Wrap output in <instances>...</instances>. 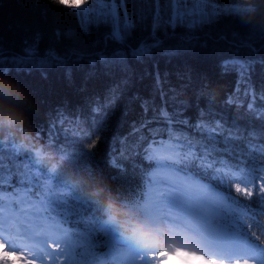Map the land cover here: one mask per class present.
<instances>
[{
    "label": "snow or ice",
    "instance_id": "snow-or-ice-1",
    "mask_svg": "<svg viewBox=\"0 0 264 264\" xmlns=\"http://www.w3.org/2000/svg\"><path fill=\"white\" fill-rule=\"evenodd\" d=\"M47 3L75 18L74 28L53 32L70 45L42 50L37 31L18 54L0 48V74L39 73L47 80L50 71L63 69L71 84L76 69L84 72L81 91L98 76L113 84L89 98L88 115L61 105L44 124L30 118L32 135L24 143L0 135V264H169L172 257L176 264H264V22L253 18L264 0ZM224 18L245 31L216 32ZM222 46L234 54L218 67L238 76L223 105L251 127H238L239 120L212 106L191 119L187 102L175 98L173 110L155 109L129 136L108 140L109 112L134 83L138 66L211 57ZM179 78L190 87L193 69L186 64ZM153 79L163 83L158 71ZM196 79L199 95L211 94L207 76ZM69 122L75 132L65 129ZM37 143L94 177L102 173L116 186L126 218L106 216L100 198L85 195L63 168L40 158Z\"/></svg>",
    "mask_w": 264,
    "mask_h": 264
},
{
    "label": "trees",
    "instance_id": "trees-1",
    "mask_svg": "<svg viewBox=\"0 0 264 264\" xmlns=\"http://www.w3.org/2000/svg\"><path fill=\"white\" fill-rule=\"evenodd\" d=\"M240 2L253 3L254 0H240ZM54 8L55 6L49 5L47 0H0V48L7 50L9 54H18L24 47V41L30 40L33 33L38 31L42 33L40 41L42 50L54 46L57 50L63 51L71 42L58 41L53 35L54 29L74 28L76 21L70 14L57 12ZM45 11H47L46 17L43 15ZM253 18L258 23L264 22V4H259ZM215 31L243 32L245 29L237 21L224 18L215 26ZM99 35L95 33L93 38L98 39ZM233 54L231 49L222 46L217 54L211 57L200 56L171 61L158 59L155 63L138 66L134 83L122 95H119L115 107L109 112L105 130L108 140L111 141L113 137L129 136L134 131V125L139 127L141 121L152 119L155 109L173 110L175 98L187 102L189 107L185 114L191 119H195L198 108L212 106L221 111L226 119L232 122L239 120L238 127H251V120L245 119L242 114L238 116L235 109L225 108L223 105V99L235 90L238 76L236 73L222 72L218 67V61ZM186 64L193 69L194 79L190 87H185V81L179 78V73L184 71ZM84 69H87L86 64ZM157 71L163 78L162 84L154 82L153 77ZM83 75V70L74 69L73 82L70 84L64 78L63 69L50 71L47 80L42 79L39 73L26 75L13 72L12 79L19 82L26 92L27 99L15 102L23 108L28 125L31 127L30 118L33 123L44 124L50 110L61 105L70 111L75 110L77 113L83 112L84 115H88L89 98L105 95L113 81L110 78L98 76L88 82L85 91H81ZM199 75L207 76L211 81V94L205 93L202 97L199 95L196 79ZM253 79L260 81L259 69L253 74ZM145 104L148 105V111H145ZM77 125L83 130L79 117ZM65 129L70 133L75 132L76 125L69 122L65 125ZM62 163L69 165L77 174L94 183L99 182L107 191L119 194L116 186L110 185L102 173L94 177L86 169H77L67 160Z\"/></svg>",
    "mask_w": 264,
    "mask_h": 264
},
{
    "label": "clouds",
    "instance_id": "clouds-1",
    "mask_svg": "<svg viewBox=\"0 0 264 264\" xmlns=\"http://www.w3.org/2000/svg\"><path fill=\"white\" fill-rule=\"evenodd\" d=\"M27 99L26 92L19 84L7 75H0V135L5 138L15 137L18 142L28 141L32 135L31 127L27 123L24 110L15 101ZM36 150L40 158L51 168H63L74 184L82 189L85 195L100 198L102 211L109 218H126L127 209L119 201L118 193L107 191L102 184L77 174L70 166L62 163V160L51 148L37 143Z\"/></svg>",
    "mask_w": 264,
    "mask_h": 264
},
{
    "label": "bare ground",
    "instance_id": "bare-ground-1",
    "mask_svg": "<svg viewBox=\"0 0 264 264\" xmlns=\"http://www.w3.org/2000/svg\"><path fill=\"white\" fill-rule=\"evenodd\" d=\"M169 243H171V241H169ZM175 246L174 247H182V248H186L188 251H199L198 249L196 248H193V247H189L188 245L186 244H182V243H175L174 244ZM173 258V257H172ZM170 258V259H172ZM175 258V257H174ZM172 264H176L175 262L172 263Z\"/></svg>",
    "mask_w": 264,
    "mask_h": 264
},
{
    "label": "rangeland",
    "instance_id": "rangeland-1",
    "mask_svg": "<svg viewBox=\"0 0 264 264\" xmlns=\"http://www.w3.org/2000/svg\"><path fill=\"white\" fill-rule=\"evenodd\" d=\"M68 166H69V165H68ZM72 169H73V168H72ZM73 170L75 171V169H73ZM174 246H175V245H174ZM169 250H171V249H169ZM174 262L176 263V258H174V257H173L172 259L169 260V264H172V263H174Z\"/></svg>",
    "mask_w": 264,
    "mask_h": 264
}]
</instances>
